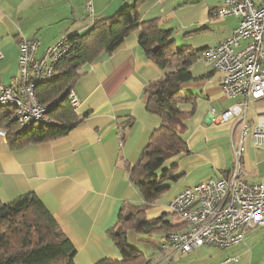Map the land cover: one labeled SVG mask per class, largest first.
<instances>
[{"label":"crops","instance_id":"obj_1","mask_svg":"<svg viewBox=\"0 0 264 264\" xmlns=\"http://www.w3.org/2000/svg\"><path fill=\"white\" fill-rule=\"evenodd\" d=\"M135 1L0 0L2 81L10 84L19 75V43L23 37L40 41V57L63 34L84 33L96 20ZM220 5L221 0H140L137 10L140 20L156 19L163 31H171L176 42L180 32L185 33V40L176 46L186 44L202 51L226 39L239 25L240 18L234 15H217ZM200 35L203 38L197 44ZM139 39V31H132L112 53L80 69L74 88L81 105L76 111L85 115L69 133L19 149H12L7 136L0 134V201L36 194L75 246L74 264H97L106 258L122 260L132 255L118 249L108 230L125 204L140 206L147 202L130 172L162 123L147 109L146 87L166 73L147 57ZM190 70L194 78L181 89L182 95H193L196 101L183 134L189 152L172 156L165 163V169L175 165L174 179H161L163 193L146 211L148 219L169 213L171 221L182 224L178 230L184 224L170 213L169 202L185 187L229 175L234 160L231 142L239 134L231 122L215 123L210 118L212 108L222 111L241 99L223 93L222 73L202 57L191 64ZM181 103L183 108L192 109L193 104L186 99ZM250 105L249 118L255 121L256 115L264 112V98ZM247 143L244 178L258 183L264 179V151L251 139ZM158 175L162 177L160 171ZM260 227L248 230L245 240L236 244H245L252 237L264 240ZM166 232L143 240L131 229L126 236L129 245L143 253L141 263L154 264L151 261L158 251L167 252L168 258L178 253L160 247ZM247 254L248 250L235 259H224L222 264L236 262Z\"/></svg>","mask_w":264,"mask_h":264},{"label":"trees","instance_id":"obj_2","mask_svg":"<svg viewBox=\"0 0 264 264\" xmlns=\"http://www.w3.org/2000/svg\"><path fill=\"white\" fill-rule=\"evenodd\" d=\"M139 1L96 20L84 33L67 34L68 49L56 62L54 77L39 83L35 89L42 104L55 101L47 113L51 123L34 122L21 127L14 118L15 107L0 106V127L6 131L12 149L66 135L85 115L79 114L70 100L71 90L81 76L80 69L101 55L112 53L135 30L139 31L140 47L147 57L166 71L163 77L148 83L145 90L147 109L157 114L162 123L130 172L147 202L140 206L125 204L117 222L108 230L118 249L132 255L122 260L106 258L97 264H143V253L128 243V231L133 229L146 240L154 233L176 231L182 225L171 221L169 213L148 219L146 211L163 193L161 179L166 176L174 179L175 165L165 169V163L172 156L189 152L183 134L196 101L193 95H182L181 89L194 78L190 66L202 51L186 44L176 46L171 31H163L156 19L140 20ZM175 61L177 64L173 65ZM185 99L193 104L192 109L183 108L181 102ZM75 249L59 221L36 194L28 193L11 202L0 201V264H74Z\"/></svg>","mask_w":264,"mask_h":264},{"label":"built area","instance_id":"obj_3","mask_svg":"<svg viewBox=\"0 0 264 264\" xmlns=\"http://www.w3.org/2000/svg\"><path fill=\"white\" fill-rule=\"evenodd\" d=\"M88 8L92 11L91 4ZM216 13L240 18L239 25L223 41L204 48L200 57L222 73L223 93L241 99L222 111L212 108L210 118L215 123L231 122L239 134L231 142L234 160L229 175L185 187L168 204L184 227L164 233L160 247L183 254L201 246L234 245L245 240L248 230L264 225V179L253 183L244 178L248 139L264 149V112L255 121L249 118L251 102L264 98V0H221ZM67 37L63 34L40 57V41L23 37L19 75L10 84L0 76V106H14V118L21 127L51 123L47 113L55 101L42 104L35 89L54 77L56 62L68 49ZM70 100L75 109L81 105L75 89ZM0 134L6 131L1 128Z\"/></svg>","mask_w":264,"mask_h":264},{"label":"rangeland","instance_id":"obj_4","mask_svg":"<svg viewBox=\"0 0 264 264\" xmlns=\"http://www.w3.org/2000/svg\"><path fill=\"white\" fill-rule=\"evenodd\" d=\"M180 33L181 34H179L177 37L176 45L182 44V42L185 40L184 38L185 33L183 32ZM206 34H212V33L206 31ZM199 37H201V35ZM202 38L203 36L199 40H195V43L198 44L199 42H201ZM203 59L206 60L207 62H210L205 58H202V60ZM262 159H264V157ZM175 217L178 220V217L177 216ZM260 228L261 229L259 231L263 232L264 226ZM246 240L247 241H245V244L244 243L241 245L236 244V246H232V247L226 246L227 248L225 247L223 249L221 247L211 245L200 248L194 251L193 253H189L186 255L180 254L178 252V253H174L173 257L171 258H168L169 254L167 252L158 251V255L154 259H152L151 263L155 264L156 261H159L158 264H222L224 259L229 257L235 259L236 257H240V255L244 251L248 250L247 257L241 256L242 258H240L236 262H230L228 264H249V263L264 264V240H261V237L260 239L257 237H252Z\"/></svg>","mask_w":264,"mask_h":264}]
</instances>
